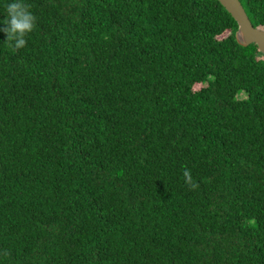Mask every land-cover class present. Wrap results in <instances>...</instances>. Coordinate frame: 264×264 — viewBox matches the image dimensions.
Returning <instances> with one entry per match:
<instances>
[{
	"label": "trees",
	"instance_id": "1",
	"mask_svg": "<svg viewBox=\"0 0 264 264\" xmlns=\"http://www.w3.org/2000/svg\"><path fill=\"white\" fill-rule=\"evenodd\" d=\"M27 2V45L0 33V264H264V55L224 7Z\"/></svg>",
	"mask_w": 264,
	"mask_h": 264
},
{
	"label": "clouds",
	"instance_id": "2",
	"mask_svg": "<svg viewBox=\"0 0 264 264\" xmlns=\"http://www.w3.org/2000/svg\"><path fill=\"white\" fill-rule=\"evenodd\" d=\"M37 17L31 11L27 0H7L6 22L0 23V33L6 37L5 42L13 50L24 48L28 43L30 34L36 28ZM185 183L196 187L190 170L183 171Z\"/></svg>",
	"mask_w": 264,
	"mask_h": 264
},
{
	"label": "water",
	"instance_id": "3",
	"mask_svg": "<svg viewBox=\"0 0 264 264\" xmlns=\"http://www.w3.org/2000/svg\"><path fill=\"white\" fill-rule=\"evenodd\" d=\"M237 23L235 39L241 46L255 44L264 55V30L255 28L249 20L240 0H217Z\"/></svg>",
	"mask_w": 264,
	"mask_h": 264
}]
</instances>
